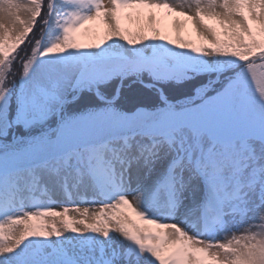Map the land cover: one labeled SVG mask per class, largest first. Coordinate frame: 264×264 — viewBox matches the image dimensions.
Masks as SVG:
<instances>
[{"label":"snow or ice","instance_id":"6c2138e0","mask_svg":"<svg viewBox=\"0 0 264 264\" xmlns=\"http://www.w3.org/2000/svg\"><path fill=\"white\" fill-rule=\"evenodd\" d=\"M0 264H264V0H0Z\"/></svg>","mask_w":264,"mask_h":264}]
</instances>
